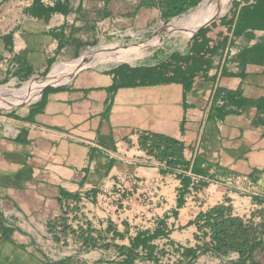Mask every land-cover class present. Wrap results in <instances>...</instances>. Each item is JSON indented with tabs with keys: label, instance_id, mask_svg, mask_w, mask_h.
<instances>
[{
	"label": "crops",
	"instance_id": "crops-1",
	"mask_svg": "<svg viewBox=\"0 0 264 264\" xmlns=\"http://www.w3.org/2000/svg\"><path fill=\"white\" fill-rule=\"evenodd\" d=\"M225 8L103 67L87 56L167 33L165 0H0V93L43 82L0 98V264H263L264 0Z\"/></svg>",
	"mask_w": 264,
	"mask_h": 264
},
{
	"label": "bare ground",
	"instance_id": "bare-ground-1",
	"mask_svg": "<svg viewBox=\"0 0 264 264\" xmlns=\"http://www.w3.org/2000/svg\"><path fill=\"white\" fill-rule=\"evenodd\" d=\"M210 1L211 0L204 2L198 9H195L188 14H185L179 18L178 17L175 18L169 26L165 27V31L167 32L166 37H168L167 42L171 44L174 48H185L187 41L192 36V34L197 30L198 26L201 25V23L204 22L208 17H210L214 10L219 9V8H214L212 6L210 7L209 6ZM229 1L230 0H224L221 3V9L219 10L222 11L223 9H226L225 6L228 4ZM118 51L119 52L111 53V58L109 63L120 62L124 59L131 60L132 58L141 55L139 51H134L130 54H127V58L123 57L124 58L123 59L120 58V56H123L124 52H122L119 49ZM94 56H95L94 54H89L87 58L93 61ZM94 61L97 62V60ZM99 62L102 64H108V61H106V59ZM42 88H43L42 81L34 82L31 85H26L23 89L19 91L3 90L0 93V98L15 97L16 99H18V101H27L37 96Z\"/></svg>",
	"mask_w": 264,
	"mask_h": 264
},
{
	"label": "rangeland",
	"instance_id": "rangeland-1",
	"mask_svg": "<svg viewBox=\"0 0 264 264\" xmlns=\"http://www.w3.org/2000/svg\"><path fill=\"white\" fill-rule=\"evenodd\" d=\"M208 1V0H207ZM224 0H211L209 3V6L214 7V8H219V6L221 5V3ZM223 11V10H222ZM219 12H221V10H214L212 12L211 15H215L218 14ZM167 34V33H166ZM166 34H160L157 36H151L152 33L149 34L148 38L144 39L143 41H131V42H126L125 46H120L119 44H116L115 46H112L111 48H106L103 49L105 51L99 52L98 54H95L93 61L97 60L99 61H103L106 59V61H108V64H104L102 65L104 66H109V65H113L114 63H118V62H110V58H111V53L113 52H119V50H121L122 52H124L123 56H120V58H127V54H130L132 52L136 51H142L143 53L140 56H136L134 58H132L131 60H127L124 59L122 61H131V62H135V63H152L155 60L160 59L161 57H163L164 55H167L169 53H171L172 51H175L177 48H174L171 44H169L167 42L168 37H166ZM151 36V37H150ZM142 45V46H140ZM137 46V47H136ZM134 47V49H133ZM129 49V50H127ZM121 62V61H120ZM31 84V83H30ZM30 84H26V85H30ZM25 86L21 87V88H17L13 91H19L21 89H23ZM15 103H11V104H4L1 105L0 104V108H4V107H10V106H14ZM263 259V264H264V258Z\"/></svg>",
	"mask_w": 264,
	"mask_h": 264
},
{
	"label": "trees",
	"instance_id": "trees-1",
	"mask_svg": "<svg viewBox=\"0 0 264 264\" xmlns=\"http://www.w3.org/2000/svg\"><path fill=\"white\" fill-rule=\"evenodd\" d=\"M166 7L170 12L171 17H177L186 13L189 9L195 8L203 0H165ZM222 243H226L229 249H239L247 251L250 247L249 244H239L243 239L249 238L253 232L249 228H245L241 220L237 218L223 219L217 226Z\"/></svg>",
	"mask_w": 264,
	"mask_h": 264
}]
</instances>
